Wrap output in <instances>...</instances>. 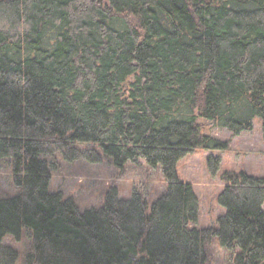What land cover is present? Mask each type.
I'll return each mask as SVG.
<instances>
[{
    "label": "trees",
    "instance_id": "obj_1",
    "mask_svg": "<svg viewBox=\"0 0 264 264\" xmlns=\"http://www.w3.org/2000/svg\"><path fill=\"white\" fill-rule=\"evenodd\" d=\"M261 123L264 0H0V163L14 197L0 196L3 243L26 231L24 264H264V178L225 174L217 228L196 229L199 199L177 164L226 150L200 121L234 137ZM143 161L166 190L151 205L116 188L81 211L50 191V161ZM211 172L219 158H209Z\"/></svg>",
    "mask_w": 264,
    "mask_h": 264
},
{
    "label": "rangeland",
    "instance_id": "obj_2",
    "mask_svg": "<svg viewBox=\"0 0 264 264\" xmlns=\"http://www.w3.org/2000/svg\"><path fill=\"white\" fill-rule=\"evenodd\" d=\"M200 128L205 134L217 141L228 144L226 150H197L178 162L179 180L193 187L199 199V215L190 228H217L218 220L225 214L219 203V195L225 188V174L246 173L252 177L264 178V137L261 123L256 118L253 129L234 137L229 131L214 124L200 121ZM219 158L220 166L213 174L209 158ZM52 193L60 192L64 199H71L81 211L100 208L106 194L116 188L119 197L127 200L133 191L141 193L151 205L166 190V182L160 170L147 166L143 161L128 164L120 169L103 160L100 164L86 161L66 162L60 155L50 161ZM12 173L8 161L0 163V196L14 197L17 194L12 183ZM3 243L18 254V264H24L30 250V241L26 231L19 239L6 236ZM211 264H227L226 254L217 239L210 247Z\"/></svg>",
    "mask_w": 264,
    "mask_h": 264
}]
</instances>
